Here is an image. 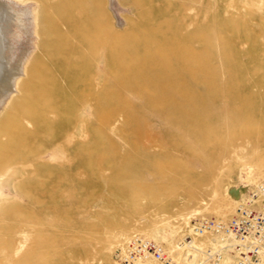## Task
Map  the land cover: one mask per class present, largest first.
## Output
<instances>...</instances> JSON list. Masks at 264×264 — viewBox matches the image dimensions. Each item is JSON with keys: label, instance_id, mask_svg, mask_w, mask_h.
Listing matches in <instances>:
<instances>
[{"label": "bare ground", "instance_id": "bare-ground-1", "mask_svg": "<svg viewBox=\"0 0 264 264\" xmlns=\"http://www.w3.org/2000/svg\"><path fill=\"white\" fill-rule=\"evenodd\" d=\"M22 1L39 5L33 17L41 52L26 65L23 83L16 80L21 96L9 99L0 118V140L5 139L0 142V157L18 155L22 148L33 156L48 141L70 145L71 158L92 162L85 166L81 190L111 225L117 223L115 215L107 214L113 203L171 196L189 184L197 163L216 156L226 140L251 137L259 142L264 135V0L257 7L248 0H217L211 13L191 21L168 0H134L138 19L121 33L98 28L85 0ZM5 16H0V97L11 88L3 71V37L12 24L21 23L20 17ZM103 42L113 82L98 87L90 60ZM215 47L225 70L222 82L215 68ZM129 91L137 93L144 108L166 126L149 122L144 109L127 100ZM221 104L230 110V126L221 125ZM85 108L90 119L83 118ZM119 117L120 137L128 147L123 152L107 134ZM31 125L34 133H26ZM154 147L160 148L158 154L150 152ZM230 195L236 202L240 192ZM193 199L192 192L188 202ZM249 199L252 208L262 204L260 199ZM166 201L163 210L174 212L178 204ZM184 226L188 223L178 222L176 232ZM194 229L193 234L213 238H209L213 250L205 253L207 264L214 254L217 264L237 263L232 238L222 240ZM195 239H185L186 246L201 253L207 244L197 245ZM122 250L123 257L126 250ZM179 250L172 253L180 255Z\"/></svg>", "mask_w": 264, "mask_h": 264}, {"label": "rangeland", "instance_id": "rangeland-1", "mask_svg": "<svg viewBox=\"0 0 264 264\" xmlns=\"http://www.w3.org/2000/svg\"><path fill=\"white\" fill-rule=\"evenodd\" d=\"M0 1V9L5 11L0 16L6 15L9 18L12 15L21 19V23L12 24L10 28L13 29L9 28L7 36L3 37L6 39L2 51L5 62L3 71L10 78L11 88L5 97H0L1 118L9 106V99L21 96L16 84L25 80L26 65L41 51L33 17L37 13L38 3L22 0ZM85 1L96 26L102 31L105 29L103 32H125L138 19L134 0ZM259 1L248 0L256 7L260 5ZM168 2L177 11L179 9L181 13H178L189 21L211 13L217 5V0ZM227 10L231 11V4L227 6ZM104 42L90 60L92 71L98 78V87L110 86L113 82ZM214 51L215 68L219 71L217 74L222 82L226 76L222 55L218 47ZM126 98L132 105L143 108L144 116L154 126H166L151 110L144 108L145 101L137 93L129 91ZM85 109L82 111L83 118L90 119L91 112ZM218 114L221 115V125L230 126V110L225 104L220 105ZM121 123L122 118H117L108 126L107 134L123 152L128 147L120 137ZM26 133H34L32 125L26 126ZM77 136L79 137L78 134ZM185 141L189 143L187 138ZM0 142H5V139L2 138ZM70 149L68 144H53L48 141L33 156L26 154L23 148L18 155L1 153L0 264H117L119 255L125 252L122 249L126 250L128 242L134 237L160 243L171 264H207L206 252L213 250L209 241L213 238L193 234L192 222L203 219L223 222L230 220L256 186L264 181V161L260 162L264 160V135L259 142L251 137H235L226 140L216 156L204 157L197 163L193 169V177L188 180L189 184L178 188L176 192L172 191L175 194H157L160 198L157 201L141 198L108 206L112 213L107 214L115 215L117 221L111 225V221L98 213L101 208L98 209L97 203L90 204V198L81 190L85 181V166L92 162L81 163L71 158ZM166 149L177 155L170 148ZM150 152L158 154L160 148L154 147ZM23 156H28L29 160H22L27 159ZM30 187H37L38 194H30ZM48 187L49 190L46 189ZM233 191L240 192L236 202L230 197ZM192 192L194 199L188 202ZM168 199L178 204L173 208L174 212L163 210L167 205L165 200ZM177 217L183 219L179 221ZM178 222L188 223L181 233L175 230ZM190 237L196 238L194 241L197 245L206 242L207 246H204L201 253L186 246L188 240L185 242V239ZM180 248V255L172 253L180 251ZM153 260L148 263L161 264Z\"/></svg>", "mask_w": 264, "mask_h": 264}, {"label": "built area", "instance_id": "built-area-1", "mask_svg": "<svg viewBox=\"0 0 264 264\" xmlns=\"http://www.w3.org/2000/svg\"><path fill=\"white\" fill-rule=\"evenodd\" d=\"M249 198L260 199L261 206L252 208ZM194 223V230L199 234L209 233L222 240L232 238L238 255L236 264H264V181L256 186L230 220L203 219ZM119 256L117 264H129L148 257L161 264H170L160 243L141 237L132 238L127 244L126 255ZM216 257L214 254L209 259L210 264H217Z\"/></svg>", "mask_w": 264, "mask_h": 264}]
</instances>
